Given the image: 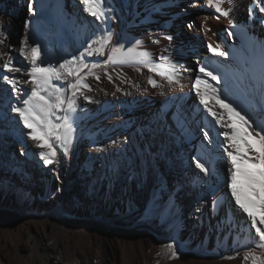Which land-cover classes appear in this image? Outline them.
I'll list each match as a JSON object with an SVG mask.
<instances>
[{
  "label": "bare ground",
  "instance_id": "bare-ground-1",
  "mask_svg": "<svg viewBox=\"0 0 264 264\" xmlns=\"http://www.w3.org/2000/svg\"><path fill=\"white\" fill-rule=\"evenodd\" d=\"M19 1L0 0V212L18 217L0 242L4 264H253L252 256L244 259L249 253L264 259V225L258 217L253 225L232 196L227 114L210 102L224 114L218 123L194 87L197 77L206 80L264 127V0H214L221 12L206 0H105L101 19L81 0H25L20 32L10 33V4ZM35 44L54 67L76 58L75 75L52 82L62 88V109L72 98L75 110H53V123L67 115L73 132L68 144L50 141V164L40 156L48 149L29 139L12 111L34 87L28 71ZM101 46L102 54L95 51ZM113 48L121 49L116 63ZM9 60L21 71L4 68ZM22 202L27 212L18 210Z\"/></svg>",
  "mask_w": 264,
  "mask_h": 264
},
{
  "label": "snow or ice",
  "instance_id": "snow-or-ice-1",
  "mask_svg": "<svg viewBox=\"0 0 264 264\" xmlns=\"http://www.w3.org/2000/svg\"><path fill=\"white\" fill-rule=\"evenodd\" d=\"M85 5V10L96 17L101 19L104 16V3L105 0H81ZM210 7H215L217 12H221V8L218 3H214V0H206ZM223 15L227 16L228 12H223ZM27 43V40H25ZM209 51L219 56H226L227 53L220 50V46L217 44L213 47L208 45ZM23 51V50H22ZM31 56V68L28 71V75L31 77V82L34 85L31 89V95L23 100V107H13L12 111L17 113L23 122L25 128L30 129L28 132L29 139L37 142V147L48 151L40 152V156L45 164L53 162V158L56 156L55 148L50 142L52 139L60 142L61 144H68L70 142L71 134L73 132V125L70 118L66 115L63 117H57L61 123H53L51 117L55 115L54 109H61L65 111L75 110V101L72 98L67 99V109H62L65 104V98L63 96L62 88L54 85L52 82L65 81L68 76L75 75L72 70V63L76 59L73 57V61H64L59 67H54L51 63H45L41 59V46L35 44L30 48ZM97 53L103 52V46L95 50ZM132 52L133 49H129ZM120 48H113L110 59L112 63L118 62L116 57L117 53H120ZM91 54V53H89ZM83 58V53H81ZM119 62H126L125 58L119 60ZM11 61L3 65L9 71L20 72V68H11ZM84 67H87L85 64ZM156 71L158 75L164 77L169 82H177L176 76L170 72H164L157 69H150ZM205 76L210 77L217 83L220 82V77L214 75L212 71L207 70L205 67L199 69ZM10 85H15L16 81L8 76L2 77ZM149 83L155 87V81L149 79ZM204 85L205 91L200 92L199 88ZM68 88L77 89V85L69 83ZM87 87V85H85ZM194 87L197 88V95L199 96L200 103L208 109L209 113L213 117L219 118L218 123L224 121V114H218L209 107L210 102L219 105L227 114V122L222 123V127L230 128L232 131L224 132L223 135L230 141V146L235 149V152H229L232 167L234 171L231 172V192L235 198L236 203L248 214L253 220V225L259 219V224L264 225V127L248 118L246 115H242L241 111L233 107L232 104L226 103L225 99L220 98V89L212 87L206 80L196 78ZM78 90V89H77ZM41 92H48L49 96H55V102H50L49 98L45 95H41ZM75 96V91L73 92ZM197 167L201 170H205L203 164L197 161ZM259 232L260 229L257 228ZM262 239H264V232L261 233ZM260 247H264L261 244ZM171 251V245L168 246ZM175 255V253H173ZM249 256L253 257V264H264V259L255 257L253 253H249L244 257L245 260L249 259Z\"/></svg>",
  "mask_w": 264,
  "mask_h": 264
},
{
  "label": "rangeland",
  "instance_id": "rangeland-1",
  "mask_svg": "<svg viewBox=\"0 0 264 264\" xmlns=\"http://www.w3.org/2000/svg\"><path fill=\"white\" fill-rule=\"evenodd\" d=\"M8 1H11V0H1V3H6ZM10 6L12 9H11V11H9L10 17H9L8 30L10 31V33H13V32H15V28H17L18 31L20 32V28H21L24 13H25V0H20L19 2H16V3H11ZM188 8L193 9L190 6ZM183 24L185 25L186 28L184 26L183 27L181 26L182 30L184 33H187L191 29V27L188 25V23H183ZM127 140L129 141V143L131 145L133 144V141L131 138H127ZM26 206H27V204L25 202H22L21 205L18 207V210L20 212H27V210L25 209ZM57 215H58V218H60L61 214L59 213ZM16 219H18V217L11 212H0V242L4 238L8 239V235H9L8 232H9V227H10L9 226L10 224L8 222H11V221L16 220ZM34 220H35V222L38 221L37 218H35ZM37 224H39V221L37 222ZM21 228L22 227H20V229ZM20 238H21L20 236H17L14 239V241L21 240ZM0 256H1L0 257V261H1L0 264H4V262H3L5 259L4 255L0 254Z\"/></svg>",
  "mask_w": 264,
  "mask_h": 264
}]
</instances>
